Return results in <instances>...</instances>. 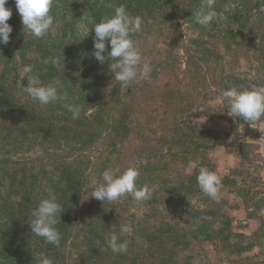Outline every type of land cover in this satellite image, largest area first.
<instances>
[{
    "label": "trees",
    "instance_id": "obj_1",
    "mask_svg": "<svg viewBox=\"0 0 264 264\" xmlns=\"http://www.w3.org/2000/svg\"><path fill=\"white\" fill-rule=\"evenodd\" d=\"M227 3L232 7H223ZM121 5L130 15L142 17V31L132 38L138 42L142 62L153 69L148 80L127 87L115 80L109 58L101 64L93 55L92 27ZM6 7L12 10L8 23L13 31L10 42L0 45V264H39L41 254L54 264H192L184 251L201 235H223L229 222L225 208L259 195L255 189L235 186L232 173L220 178L221 187L232 188L227 189L230 201L206 196L197 176L201 167L213 172L205 152L215 145L209 135L216 124L197 132L181 114L174 119L170 109L168 95L181 92L173 79L181 68L183 43L179 37L176 41V17L184 10L194 25H201L197 17L206 11V0H54L50 12L54 24L42 38L32 36L22 24L15 0H8ZM220 8L226 16L224 30L235 34L244 30L251 11H258V0H215V10ZM207 26L213 28L214 22ZM191 42L203 40L194 37ZM213 53L204 47L201 61ZM53 58L59 63L53 64ZM26 65L32 73L23 72ZM29 75L55 87L59 98L48 105L33 101L24 92ZM155 101L161 102L160 111L153 109ZM70 105L80 107L79 119H72ZM133 132L143 147L127 168L139 169L137 186L152 190L153 199L147 202L156 207L148 208L149 219L135 228L134 235L121 237L128 243L127 252L114 253L108 241L123 225L118 206L132 197L104 203L91 195L95 184L104 183L106 169H127L120 170L119 165L123 145ZM239 145L249 149L253 144ZM246 152L236 150L241 168ZM119 171L116 175L123 173ZM50 194L63 209L56 225L61 234L58 245L35 235L29 226L33 209ZM192 198L223 204L224 209L208 212L219 214L226 224L206 231L203 227L210 222L192 217L197 211ZM179 206L188 209L185 223L180 217L175 220ZM236 235L242 236L228 229L221 242L224 250L239 255L250 246L239 239L232 242Z\"/></svg>",
    "mask_w": 264,
    "mask_h": 264
},
{
    "label": "rangeland",
    "instance_id": "obj_2",
    "mask_svg": "<svg viewBox=\"0 0 264 264\" xmlns=\"http://www.w3.org/2000/svg\"><path fill=\"white\" fill-rule=\"evenodd\" d=\"M223 7L229 9L232 6L227 3ZM216 12L218 16L213 21V28L194 25L184 10L177 14L176 41L179 37L183 43L179 49L181 68L173 79L181 92H171L168 95L170 109L174 119L181 114L197 132L209 129V124L215 123L214 134L209 135V142H214L215 145L205 152L213 163V172L220 178L233 173L237 179L235 186H241L244 190L255 189L259 195L251 202L243 203L242 200L234 202L238 205L236 208H225L229 217L228 229L242 235L232 236L231 240L235 242L239 239L243 246L248 244L250 248L246 252L235 255L222 248L224 246L221 236L228 234L227 229L220 236H199L200 241L197 239L184 253L190 255L192 264H264V117L256 122L231 118L226 114L229 106L220 101L223 90L235 88L247 91L264 87V0H258V11L254 8L244 30L235 34L224 30L226 16L223 8ZM194 37L202 39L203 43L191 42ZM204 47H210L215 52L206 62L201 61ZM153 104V109L161 110V102L155 101ZM261 133L263 136H260ZM223 136H226V139ZM249 140L253 142L249 149L239 145L241 141ZM142 145L133 132L123 145L120 170L130 165ZM238 148L248 153L243 158L242 168L239 167L241 159L236 154ZM227 189L232 190L222 186L219 197L229 198L230 201ZM198 200L192 198L193 210L198 211L192 213L193 219L209 221V227L207 225L203 227L206 231L222 228L226 224L225 221L219 214H210L208 211L224 209L223 204L218 207L212 203L213 201L207 200L204 204ZM127 203L119 206L117 204L120 209L117 213L121 216L122 224L128 225L132 229L131 234L134 235L135 228L149 219L148 208H154L156 205L148 203L147 200L137 203L133 199ZM209 203L212 207L208 206ZM178 208L175 220L180 217L185 223L189 216L186 212L188 209L181 206Z\"/></svg>",
    "mask_w": 264,
    "mask_h": 264
},
{
    "label": "clouds",
    "instance_id": "obj_3",
    "mask_svg": "<svg viewBox=\"0 0 264 264\" xmlns=\"http://www.w3.org/2000/svg\"><path fill=\"white\" fill-rule=\"evenodd\" d=\"M7 4L8 0H0V45L5 46L10 42V34L13 31L8 23L12 10L6 7ZM53 4L54 0H15L22 24L32 36L42 38L50 32L54 24V17L50 14ZM217 16L215 0H206V11L197 17V23L207 26ZM142 24V17L130 15L121 5L115 8L113 15L104 16L92 27L94 28L93 55L95 59L103 64L106 62V57L109 58L112 61L109 68L115 74V80L124 87L148 80L153 70L149 62H142L143 57L138 42L132 38L134 34L142 31ZM106 43L110 45V51L107 52ZM52 63H59V59L53 58ZM23 72L32 73L33 69L30 65H26ZM27 81L28 86L24 87V92L33 101L48 105L59 98L57 89L51 85H42L37 76L29 75ZM220 101L229 106L226 114L231 118L256 122L264 117V87L247 91H239L235 88L223 90ZM68 110L72 113L73 120L80 118L79 106L70 105ZM118 171V169H106L102 173L104 183L95 184L91 197L104 203L115 202L127 196L141 203L151 197L152 190L147 185L137 186L140 174L137 167H129L122 174L116 175ZM197 183L206 196L218 202L222 182L215 172L201 167ZM62 211V205L54 194L42 199L31 213L32 219L29 224L31 232L43 237L49 244L58 245L61 234L56 225ZM131 231L128 225H122L119 235H111L108 244L114 253L127 252L128 243L126 240L122 241L121 237L130 234ZM39 264H54V262L41 254Z\"/></svg>",
    "mask_w": 264,
    "mask_h": 264
},
{
    "label": "crops",
    "instance_id": "obj_4",
    "mask_svg": "<svg viewBox=\"0 0 264 264\" xmlns=\"http://www.w3.org/2000/svg\"><path fill=\"white\" fill-rule=\"evenodd\" d=\"M260 136H263V135H262V133L260 134ZM248 142H251V143H253V142H252V141H250V140H249Z\"/></svg>",
    "mask_w": 264,
    "mask_h": 264
}]
</instances>
